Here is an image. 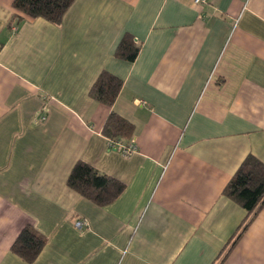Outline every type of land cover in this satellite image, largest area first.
<instances>
[{
  "label": "crops",
  "instance_id": "obj_1",
  "mask_svg": "<svg viewBox=\"0 0 264 264\" xmlns=\"http://www.w3.org/2000/svg\"><path fill=\"white\" fill-rule=\"evenodd\" d=\"M14 2L0 0V264H29L11 251L28 226L47 240L32 264H264V207L236 242L247 211L225 194L264 163V0H75L60 24ZM126 38L133 62L116 56ZM104 71L123 82L113 109L90 95ZM112 111L130 142L103 135ZM79 162L124 185L113 204L68 186Z\"/></svg>",
  "mask_w": 264,
  "mask_h": 264
},
{
  "label": "trees",
  "instance_id": "obj_2",
  "mask_svg": "<svg viewBox=\"0 0 264 264\" xmlns=\"http://www.w3.org/2000/svg\"><path fill=\"white\" fill-rule=\"evenodd\" d=\"M75 0H15L13 7L19 20L45 19L60 24ZM140 48L132 38H126L119 46L116 56L133 62ZM123 89V82L104 71L91 88L94 101L113 109ZM134 125L112 111L104 125L103 135L112 142H130L134 136ZM68 186L92 203L105 207L113 204L123 193L124 185L105 175L89 164L79 162L73 168ZM225 194L236 199L247 211L246 220L236 235V242L246 233L264 207V163L254 157L248 158L237 171L225 190ZM235 242V243H236ZM47 244L44 236L33 227H26L12 245L11 251L32 264Z\"/></svg>",
  "mask_w": 264,
  "mask_h": 264
},
{
  "label": "built area",
  "instance_id": "obj_3",
  "mask_svg": "<svg viewBox=\"0 0 264 264\" xmlns=\"http://www.w3.org/2000/svg\"><path fill=\"white\" fill-rule=\"evenodd\" d=\"M209 1L210 0H194V4L196 5V6H205V5H207L208 3H209ZM112 147H114V148H116L114 145H111ZM122 147V146H121ZM131 149L132 148H130V149H128V150H126V154H131L133 151H131ZM133 150V149H132ZM86 226V223H84V222H81V221H79V222H77L76 223V227L78 228V229H80V230H82L84 227Z\"/></svg>",
  "mask_w": 264,
  "mask_h": 264
}]
</instances>
